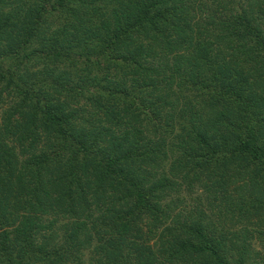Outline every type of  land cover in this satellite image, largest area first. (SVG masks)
Here are the masks:
<instances>
[{"label":"trees","instance_id":"trees-1","mask_svg":"<svg viewBox=\"0 0 264 264\" xmlns=\"http://www.w3.org/2000/svg\"><path fill=\"white\" fill-rule=\"evenodd\" d=\"M0 264H264V0H0Z\"/></svg>","mask_w":264,"mask_h":264},{"label":"rangeland","instance_id":"rangeland-1","mask_svg":"<svg viewBox=\"0 0 264 264\" xmlns=\"http://www.w3.org/2000/svg\"><path fill=\"white\" fill-rule=\"evenodd\" d=\"M2 108H0V111H1Z\"/></svg>","mask_w":264,"mask_h":264}]
</instances>
